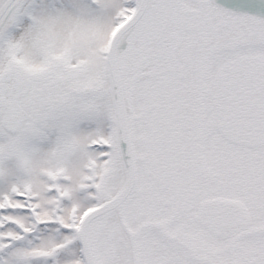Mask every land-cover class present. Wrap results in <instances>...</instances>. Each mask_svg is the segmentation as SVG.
Here are the masks:
<instances>
[{"label": "rangeland", "instance_id": "374dc122", "mask_svg": "<svg viewBox=\"0 0 264 264\" xmlns=\"http://www.w3.org/2000/svg\"><path fill=\"white\" fill-rule=\"evenodd\" d=\"M114 1V5L110 3L107 6L102 1L105 6L103 12H100L104 19L100 25L97 22L99 27L96 32L94 30L91 32L87 30V26L82 25L73 38L71 34H66V40H71L70 43H65L66 50L65 48L53 50L56 47V40L53 41L50 35L44 36L43 33L46 32L42 29L37 31V35L44 37L42 41L34 42L35 48L38 47L47 59L48 63L45 64L46 67H43L47 69L44 71L47 70L49 76L56 74L57 78L63 79L64 82L56 86L59 93L62 90L71 91L74 87L77 98L69 104L47 112L32 127L27 142L23 143V157L18 155L19 157L11 158L15 165L11 169L3 170L0 167V264H82L78 255L75 229L89 209L107 200L120 186L122 168L113 132V113L108 93L104 53L108 33L114 25L111 24L112 17L115 16L114 23H117L121 13L125 15L127 13L124 8L131 10L135 0H128V5L122 10H120V0ZM160 1H155L156 7L161 6ZM162 1L164 2L162 9L168 6L169 9L166 8L165 11L170 16L177 13L184 20L178 17L173 20L179 30L188 29L187 24L194 28L201 26L205 20H201L196 15L202 11L205 4H210L209 0H199L200 2L183 0L184 3L182 4L181 1L179 5L174 2L175 0ZM54 12L49 14L62 13L61 17L57 18L56 24L68 32L75 29L84 18L98 17V14L91 12L84 15V9L83 12L76 9L78 14L67 8H58ZM25 15L20 18L16 30L19 42L25 29L27 16ZM236 19L240 18L237 16ZM248 21L249 23L241 30L242 34L252 33V36H255L253 32L256 26L264 27L263 24ZM142 26L143 24L136 33ZM246 52L264 55V36L243 39L232 45H223L209 56H216L217 53L216 57L225 60ZM55 55L60 59H55ZM9 62L7 58L6 67ZM73 63L77 64L75 69L71 68ZM64 67L66 69L62 70ZM171 71L176 72L173 74L177 76V81L185 78V75L178 70ZM142 79L134 82L133 89L137 175L141 187L138 188L136 184L129 201L131 206L129 208L127 206L128 209L126 208L125 211L128 227L132 230L140 229L135 236L139 264H150L158 258L157 253L155 258H145L148 249L143 240L146 233L141 226L143 222H149L146 215V212L150 210L149 203L144 210L146 205L144 200L155 190L148 187L152 192H146L148 197L143 194V181L146 179L144 166L151 161L150 154L145 155V150L159 151L158 143L154 145L153 142L162 133V128L155 125L149 126L147 123L148 119H156L157 112L164 113L168 127L171 125L176 127L174 134L178 142L176 147L169 148L177 169L176 175L171 180L175 182L174 185H178L182 176L180 163L187 161V170L190 169L187 150H195L196 153L207 158L205 164L209 169V181L204 182V192L239 199L249 207L253 221L246 233H252L255 229H264V179L259 178L253 168L244 166L245 163L251 162L252 155L256 161H259L258 163H264V147L232 148L226 150L224 159H221L217 156V151L228 144L219 137L217 132V118L212 105L211 88L204 104L206 119L204 129L194 133L183 128L185 134L181 135V118L175 114L173 102L174 97L181 98L184 92L189 95L190 89L189 91L174 89L171 92L165 83L147 86L148 84H140ZM160 98H163V103H166V110L157 109L156 103ZM167 132L165 136L169 134ZM193 139L196 140V147L192 143ZM180 149H184L185 153L179 152L181 156L178 158L177 151ZM24 158L27 162H24ZM156 163L162 166L163 162ZM233 163L235 165L239 163L236 166L238 170L240 169L235 176L232 171L236 166L231 169ZM167 164L166 166H169L168 161ZM167 170V167L163 168L164 173ZM260 176L264 177V175ZM164 190L162 191L160 186L157 187L158 193H154L153 196L159 199L160 194L164 195ZM186 195L185 189L178 188L177 216L191 206V212L196 213L197 200L190 206V199ZM182 205H185V208L181 209ZM154 219L156 222L153 224L164 231L165 216H156ZM178 224L180 225V222ZM182 225L188 229L186 224ZM257 232L261 233V231ZM92 234L102 264H132L129 238L115 217H108L98 222L96 230L95 227L92 229ZM156 239L161 240V237L156 234ZM253 244V240H243L239 245L240 253L244 257L250 255L253 252ZM60 246L61 252L52 263L50 253L55 247ZM162 252L164 251L160 250L158 253ZM226 256H230L228 251Z\"/></svg>", "mask_w": 264, "mask_h": 264}, {"label": "flooded vegetation", "instance_id": "af4514ba", "mask_svg": "<svg viewBox=\"0 0 264 264\" xmlns=\"http://www.w3.org/2000/svg\"><path fill=\"white\" fill-rule=\"evenodd\" d=\"M102 1L106 3V6L107 4L111 3L114 5L115 3L114 0ZM102 1L36 0L32 5V8L28 9L25 29L22 33L23 35L19 48L9 58L10 62L7 66L8 73L5 75L6 77L0 81V167L3 170H8L15 166L13 165L11 158L19 157L18 155L23 157V143L27 142L26 140L29 137L32 127L47 112L53 111L56 108L58 109L61 105L69 104L72 100L77 98V91L74 87L71 91L62 90V92L60 91L61 93H59L56 90V86H58L59 83L62 84L64 82L63 79L57 78L58 75L54 74L56 72L53 73L54 76H49L47 73L48 71H44L47 69H43V67H46L45 64L48 63L47 59L44 58V54L38 49V47L35 48L36 45L34 43L42 41L44 37L37 35V31L42 29L46 32L43 33L44 36L50 35L51 39L53 38V41L56 40L55 45L57 48L54 47L53 50H58V48L59 50L64 49L66 47L65 43L71 42V40H66V34H71V37L73 38L81 29L82 25L87 26V30H91V32L94 30L96 32L97 27H99L104 19L102 12L105 5ZM191 1L200 2L199 0ZM128 2V0H120V10L127 6ZM58 8H67L74 13H77L76 9H79L82 12L84 9V15H88V12H91L98 14V17H86L80 21V24L78 23L79 25L75 29L68 32L56 24V22H58L57 18H60L62 13L58 12L54 15L49 14L50 12L55 13L54 11L58 10ZM125 9L127 13L126 15L121 13L120 21H123L124 18L129 15L130 10L127 7L124 8V10ZM114 17L111 19V24L115 25L119 21L114 23ZM171 17L172 20L178 17L180 20L184 21L177 13H173ZM209 20L210 19H207L205 22H208ZM97 22L99 25H97ZM114 25H112V27ZM202 25L203 24H201V26ZM187 26V30H190L191 32H197L198 28H200L197 27L196 30L193 29L194 31H192V28L194 27L190 24H187ZM163 44V48L169 47L167 42H164ZM38 50L40 52H38ZM53 54H55V52H53ZM217 55L218 54L216 53V56ZM216 56L210 57L207 55L200 59H195L194 64L190 67V72L188 70V73L190 74L185 76V80L180 79V81H177V76L173 74L176 72L171 71V69L152 71L144 67H139L140 69H138L136 73V76H138L137 82L143 78L140 81V84L144 83V85L148 84L147 86H156L158 83L162 82L169 86L171 92L174 89H187L186 91H189L190 89V94L192 96L190 94L188 95L187 92H184L181 98L174 97L173 102L175 106V114L179 115L181 118V130L183 131H181V135L185 134L184 129H188L189 132L193 131L194 133L204 129L206 123L204 111V104L207 100L206 96L211 88L212 78L215 71L226 60ZM54 57L55 59H60L57 55ZM75 66H77V64L73 63L71 68L73 67L75 69ZM65 69V67L62 68V70ZM11 92L18 93L15 98L11 99L12 104L16 108L15 117L17 126L13 131H8L3 126L2 119L6 113V106L4 104L8 102L10 97L9 94ZM156 104L159 111L167 109L166 103H163V98H160ZM155 116L156 119H148L147 123L149 126H160L162 128V133L159 134L158 138L153 142L154 145L155 143H158L159 151L157 149L152 152L145 150V155L148 156V154H150L149 160L151 161H149V164H146L148 167H146V165L144 166L146 179L143 181V194L147 195L146 192L151 193L152 190L149 188H154V193H156L157 187L160 186L162 191L165 189V196L160 194L161 196L158 199L156 196H153L154 193H152L150 197L147 195L148 198L144 200L146 204L144 210L148 207V203L150 208V210L146 212V215L148 216L147 220H149V222H143L141 225L144 227V233H146L143 240L145 241L146 249H148L145 258H155L157 253L158 258L156 256L157 259L150 262V264H264V229H255L253 230L254 233L253 231L252 233H246L248 231L247 229L232 237L225 238L213 234L200 223L197 215L199 203L205 199L221 196L215 195L212 192H204V182L209 181V169H207L205 164V159L207 160V158L200 155V153H196L195 150H187V160L190 169L187 170V161L181 162L180 172L182 173V176L178 185H174L175 182L171 180L176 175L177 169L176 166H174L175 161L169 148L176 147L178 142V138L176 134H174L176 127L174 125H171V127L166 125L163 112H157ZM171 130L173 131L170 134ZM165 132H167L168 135L165 136ZM192 143L194 147H196V140L193 139ZM177 152L179 158V156H181L179 152L185 153V150L180 149ZM221 154H225L223 149L217 151V156L220 157ZM251 159V162L247 164L245 163L244 166L253 168L257 176L264 179L263 176H260L261 174L257 169L254 168L259 161H256L253 155ZM167 161L169 166H166L168 165ZM24 162H27L26 158H24ZM156 162H163L162 166H158ZM165 167H167L168 170L164 173L163 168ZM140 184L141 182H139V178L137 177L138 188L141 187ZM178 188L186 190V196L190 199V206L197 200L196 213L191 212V206L185 211L182 210L184 212L177 216V210L179 207L177 201ZM130 206L131 202H129L128 208ZM183 208H185V205L181 206V209ZM156 216H165L166 228L164 231L160 230L159 227L157 228V226L153 224L156 222L154 219ZM252 221L253 216L251 214V223ZM178 222H180V225ZM181 223L184 225L186 224L188 229H185ZM139 230L140 229H138V231ZM257 231H261V233ZM156 234L161 237V240L156 239ZM246 239L253 240L254 246L253 252L244 257L239 251V245ZM160 250H163L164 252L158 253ZM227 251L230 253V256H226ZM54 262L55 260H53L52 263Z\"/></svg>", "mask_w": 264, "mask_h": 264}, {"label": "water", "instance_id": "95a60500", "mask_svg": "<svg viewBox=\"0 0 264 264\" xmlns=\"http://www.w3.org/2000/svg\"><path fill=\"white\" fill-rule=\"evenodd\" d=\"M156 0H136L130 17L114 31L105 53L108 93L113 113L114 135L122 168V180L115 194L90 209L75 229L83 264H101L92 234L93 225L116 217L127 234L133 264H138L135 232L125 222V208L136 184L133 89L129 75L128 45L146 16L158 10ZM162 1V0H161ZM222 10L264 25V0H210ZM22 0H0V28ZM212 104L219 134L228 142L244 146H264V57L244 54L228 60L215 72ZM17 93L13 95L15 98ZM3 123L8 131L16 128L15 106L7 102ZM199 221L220 236H231L250 222L246 207L235 199L214 198L200 202ZM59 252L56 248L54 258Z\"/></svg>", "mask_w": 264, "mask_h": 264}, {"label": "bare ground", "instance_id": "6f19581e", "mask_svg": "<svg viewBox=\"0 0 264 264\" xmlns=\"http://www.w3.org/2000/svg\"><path fill=\"white\" fill-rule=\"evenodd\" d=\"M34 2L35 0H22L0 28V77L5 71L7 58L11 57L19 48L20 39L16 30L20 18L27 13L29 8H32ZM167 9H169L168 6ZM196 16L205 21L210 19L211 22L210 20L204 21L197 32H191L179 30L170 20L172 17L169 15L168 17L165 14L162 15L164 20L158 21L153 15H150L146 21L144 20L143 30L141 34L137 36L135 34L136 37L130 51L132 59L130 75L133 81L139 67L152 71L175 69L188 76L190 74L188 70L190 72V67L194 64L195 59L206 56L213 48L232 45L251 37L264 36V27L257 26L253 32L255 36H252V33L242 34L241 30L249 23L248 20L242 17L236 19L210 4H205L202 11ZM121 22L119 20L114 26L118 27ZM164 42L168 43V48H163ZM94 227L96 230L97 225Z\"/></svg>", "mask_w": 264, "mask_h": 264}, {"label": "trees", "instance_id": "16d2710c", "mask_svg": "<svg viewBox=\"0 0 264 264\" xmlns=\"http://www.w3.org/2000/svg\"><path fill=\"white\" fill-rule=\"evenodd\" d=\"M226 144H228V146L226 145V147H224V148H222L224 151H226V150H229V149H232V148H239L238 146H235V145H231V144H229V143H226ZM225 154H226V152H225ZM220 157H221V159H224V155H220ZM234 165H233V167H231V169H233L234 168V166H236V165H238L239 163H236V165H235V163H233ZM217 167L219 168V165H217ZM255 167H256V169H257V171L261 174V175H264V163H258L257 165H255ZM220 169V168H219ZM237 166L233 169V171H232V174H234L235 172H237Z\"/></svg>", "mask_w": 264, "mask_h": 264}]
</instances>
